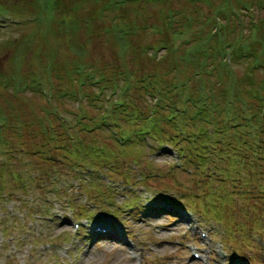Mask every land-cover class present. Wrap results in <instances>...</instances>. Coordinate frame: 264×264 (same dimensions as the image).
Returning a JSON list of instances; mask_svg holds the SVG:
<instances>
[{
  "label": "rangeland",
  "instance_id": "1",
  "mask_svg": "<svg viewBox=\"0 0 264 264\" xmlns=\"http://www.w3.org/2000/svg\"><path fill=\"white\" fill-rule=\"evenodd\" d=\"M235 1L232 0L234 8L223 10L233 15L236 35L245 37L250 35L251 25H257L264 17V0ZM73 2L0 0V78L24 71L31 79L43 66H52L51 58L54 57L63 71L65 62L76 58L73 39L85 37L83 33L76 37L67 31L59 32L65 23H72L73 15L81 20L84 18L83 26L91 24L97 32L88 44L91 48L84 59L96 65L117 62L119 46L109 40L113 35L106 34L113 28L112 18L107 17L117 15L119 20L121 16L136 14L135 10L126 14L122 9H109L102 12L106 13L103 16L101 12H94L90 1H86L78 11L74 10L77 7ZM210 2L161 0L149 6L145 2L135 4L142 8L140 21L145 20L147 25L153 24L157 28L138 35L132 44L135 46L162 38L161 22H170L179 29L193 17V25L205 21L210 26L215 6H222L224 0ZM244 3L249 6L243 7ZM169 14H173L172 18ZM219 15L217 22H225L224 12ZM64 20L65 23L62 22ZM134 20L138 21L137 15L127 21ZM121 22H124V17ZM185 37L186 33L175 37V45ZM243 46L247 56L239 62L234 61V51L230 46L225 49L226 62L230 61L228 65L234 67L238 75L243 74L247 66L252 67L254 60L249 55L250 51H254L249 43L245 41ZM262 47L264 44H260L259 48ZM163 52L164 49H160L158 54ZM259 59V62H264L263 57ZM62 74L68 76L65 71ZM256 74L262 77L264 71L258 70ZM41 79L36 80L37 89L32 90L35 84L29 81L17 95L14 94L16 78L13 76L7 89L0 88V96L7 97L0 102L6 113L8 110L11 123H39L36 119L41 118L34 115L43 112L41 108L46 104L45 95L48 98L51 96L52 108L57 113L54 118L50 116L53 125L58 127L56 131L61 130L59 128L65 130L56 118L69 115L75 120V114L81 112V107L93 114L99 112L96 106L91 105L93 99L88 101L82 96L78 89L79 80L72 79V87L65 88L66 85L62 82L58 84L53 76V85L57 87L54 89L46 75ZM84 87L91 92L98 91L94 83ZM61 89H76L75 97L61 95L58 98L56 92L60 91V95ZM118 97L120 94L115 91L111 98L115 100ZM8 102H15L14 112ZM109 106H112L111 102H102L104 112L100 113V117L103 121L111 119ZM45 117V120L50 118ZM40 128L38 124L32 125L30 129L35 132L32 136L24 127L27 133L24 145L14 143L19 151L15 150L16 155L11 158L3 153L9 150L8 147L0 145V161L10 163L8 168L17 170L27 181L24 189H19L11 178L3 181L4 189L0 191V264H264V174H259L261 170L253 161L242 158L233 165L223 159V166L214 165L211 170L215 177L202 181L201 177L192 175L190 167L183 161L180 165L173 147L166 145L164 148V145L158 144L159 141L156 147H153V141H149L154 149L149 146L141 149L135 144L136 150H131L146 165L134 163L138 160L133 162L127 153L123 157V165L116 163L112 167L115 169L111 170L106 167L108 163L102 166L98 161L92 162L96 154L85 144L78 143L74 147L75 156H64L59 149H56L55 155L52 154L54 145L58 147L60 144L53 140L47 144L48 147L42 148L46 154L56 156V159L52 158L57 161L47 164L43 163L47 158H42V163H39L38 155H29L25 150L27 146L32 151L35 144L39 148V144L46 140L44 133L37 132ZM98 136L105 138L104 133ZM72 140L74 143L75 140ZM68 166L75 170V176L71 175L72 170ZM41 167L47 172L41 171ZM128 168L132 170L129 178L122 173ZM142 171L146 175L144 178ZM48 172L55 174L54 182L46 177ZM102 182L112 187H99ZM55 184L59 185V194L54 193L52 185ZM179 192H184L181 198H177ZM67 198L82 202L85 212L77 214L76 204H69ZM177 201L183 206L179 207ZM174 202L176 206H173ZM102 208L109 211L102 210L96 217L88 216L91 210L95 209L97 213Z\"/></svg>",
  "mask_w": 264,
  "mask_h": 264
},
{
  "label": "trees",
  "instance_id": "2",
  "mask_svg": "<svg viewBox=\"0 0 264 264\" xmlns=\"http://www.w3.org/2000/svg\"><path fill=\"white\" fill-rule=\"evenodd\" d=\"M86 1L93 3L95 13L102 14L104 10L118 8L117 10L122 9L129 14L133 9L135 10L134 15H137L138 21H127L133 19L134 15H124L119 20L117 15L114 18L107 17L112 18L113 28L106 34L113 35L112 38L108 37L109 40L117 42L119 46L117 62L96 65L93 61L84 59L91 48L88 44L97 32L93 30L94 26L91 28V24L85 23L83 26L84 18L81 20L79 16L73 15L71 24L62 21L65 24L59 32L67 31L76 37H80V33L85 35L84 38L80 37L79 40L72 41L76 58L67 60L63 71L60 70L56 57L51 58L53 65L43 66L36 76H31V79L27 76V72H12L8 77L0 78V88L7 89L11 84L12 76L16 78L15 95L29 84V81L35 84L32 90L37 89L36 80L42 81L43 75L47 76L53 87V76L58 80V84L62 82L66 85L65 88L72 87L70 81L77 79L82 96L88 101L93 99L90 103L96 106L99 112L93 114L81 107V112L75 114V120L69 115L62 116L64 119L56 118L58 124L65 129L59 128L61 130L56 131L58 127L53 125L50 116L54 118L57 113H54L52 108L51 96L48 98L46 93L44 94L46 104L41 108L43 112L34 115L35 118H41V120L36 119L39 123L29 124L22 121L16 125L11 123L8 119V110L6 113L4 105L0 102V145L9 149L3 153L9 158L14 156L16 151H19L14 143L24 145L23 139L27 135L24 127H27L28 133L34 136L35 132L30 127L38 124L41 128L37 132L44 133L46 140L39 144L41 146L39 148L35 144L32 151L26 146L25 152L29 155H38L39 163H42V158H47L43 163L53 164L56 159L54 156L56 149L61 150L64 156H75L74 147L80 143L85 144L96 154L92 162L98 161L102 166L108 163L106 167L111 170L115 169L112 167L116 163L118 166L123 165V157L128 154L133 162L138 160L134 163L146 165L131 150H136L135 144L141 149L148 146L154 149L159 141L158 144L164 145V148L166 145L173 147L179 156L180 165L184 162L190 167L192 175L201 177L202 181L207 177H215V173L211 170L214 165L223 166L225 163L223 159L234 165L238 160L240 162L242 158H248L260 168L259 174H264V76L258 77L256 74L258 70L264 71V62L258 61L259 57L264 59V47L259 48L260 44H264V17L257 25H251L250 35L240 37L236 35L233 15L223 10L228 7L234 8V4L232 0L231 2L224 0L222 6H215L216 12L212 15L210 26L205 21L193 25V17L187 19L185 25L179 29L174 28L170 22H161L162 38L134 46L132 43L135 37L138 38V35L142 36L157 28L153 24L147 25L145 20L140 21L142 8L135 4L141 5L145 2L149 6L150 3L161 0H74L73 3L77 7L74 10H81ZM206 1L210 2V0ZM245 6L249 4L244 3L243 7ZM74 10L70 9V11ZM223 12L226 17H224L225 22L219 24L216 18ZM102 15L105 16L106 13ZM172 16L173 14H169V18ZM122 17L124 22H121ZM206 26L208 27L205 28ZM183 33H186V37L175 45L174 38ZM251 39L253 41H250ZM245 41L249 43L250 49L254 50L249 52L254 60L252 67L247 66V70L238 75L234 67L228 65L230 61L226 62L225 49L230 46L234 51H231L234 61L239 62L242 57L247 56L243 46ZM131 47L133 48L130 49ZM160 49H164L162 54H158ZM229 57L231 58L230 55ZM64 71L68 76L62 74ZM89 83L97 85L98 91L91 92L84 87ZM61 91L60 95V91L56 92L58 98L61 95L75 97L76 89L72 91L61 89ZM115 91L119 92L120 97L114 100L111 97L114 96ZM15 95L13 98L16 99ZM0 99L7 100V97L0 96ZM104 101L112 104L107 107L111 117L107 121H103L100 117V113L104 112L102 107ZM8 106L14 109L13 112L15 111V102H8ZM46 115L50 117L49 120H45ZM99 133H104L105 138L98 136ZM51 134L54 136L52 137ZM72 139L75 140L74 143ZM53 140L59 141L60 144L58 147L54 145L51 150L54 155L46 154L42 146H47ZM149 141H153V147L149 145ZM9 164L0 161V191L4 189V179L10 178L19 185V189H24L27 186L26 178L17 170L8 168ZM68 168L72 170L71 175L75 176V170L69 166ZM40 169L47 172V169L42 167ZM131 171V168H128L122 173L129 178ZM141 175L142 178L146 177L144 171ZM46 177H50L51 181L56 178L51 172H48ZM105 184L102 182L99 187H112ZM52 187L54 193L59 194V185L55 184ZM177 194L180 196L177 198H181L184 192ZM67 201L69 204L73 202L76 204L77 214L85 212L82 202L74 198H67ZM177 204L179 207L183 206L178 201ZM177 204L174 202L173 206ZM102 210L108 209L102 208L97 213L93 209L88 216L96 217Z\"/></svg>",
  "mask_w": 264,
  "mask_h": 264
}]
</instances>
